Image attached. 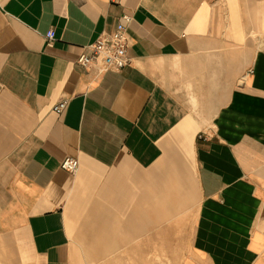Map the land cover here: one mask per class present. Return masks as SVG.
<instances>
[{
	"label": "crops",
	"instance_id": "obj_1",
	"mask_svg": "<svg viewBox=\"0 0 264 264\" xmlns=\"http://www.w3.org/2000/svg\"><path fill=\"white\" fill-rule=\"evenodd\" d=\"M118 24L128 66H80ZM186 226L180 264H264V0H0V264H173Z\"/></svg>",
	"mask_w": 264,
	"mask_h": 264
},
{
	"label": "built area",
	"instance_id": "obj_2",
	"mask_svg": "<svg viewBox=\"0 0 264 264\" xmlns=\"http://www.w3.org/2000/svg\"><path fill=\"white\" fill-rule=\"evenodd\" d=\"M124 19L129 21L130 18L125 16ZM45 38L49 42L53 41L55 38L54 31L50 30ZM127 51V27L123 24H118L112 34H103L93 44L85 47L77 62L85 69H91L99 74L120 72L129 64ZM68 103V99H61L53 107V111L56 114H62L66 110ZM61 167L65 171L74 173L78 169V162L72 158H67L62 162Z\"/></svg>",
	"mask_w": 264,
	"mask_h": 264
},
{
	"label": "rangeland",
	"instance_id": "obj_3",
	"mask_svg": "<svg viewBox=\"0 0 264 264\" xmlns=\"http://www.w3.org/2000/svg\"><path fill=\"white\" fill-rule=\"evenodd\" d=\"M188 226H186V232H176L171 234H165L164 235V254L165 259L168 260L170 263L171 260L173 261V264H180L182 257L184 256L185 252L188 251V244H189V237H188ZM115 234H111V240L113 241V245L115 247L113 248H106V249H100L97 251V257L96 260L100 259V264H114L113 261L117 258L126 259V256L129 254V247L133 245H143L144 240L146 239L147 243L144 245V248L147 250H151V246L154 244L151 241V235L150 234H144L146 236H141L137 239H134V241H127L125 243L116 242V238L114 237ZM154 235V234H153ZM122 244V245H120ZM148 247V248H147ZM134 259H136L134 257ZM145 261H148L146 258Z\"/></svg>",
	"mask_w": 264,
	"mask_h": 264
}]
</instances>
